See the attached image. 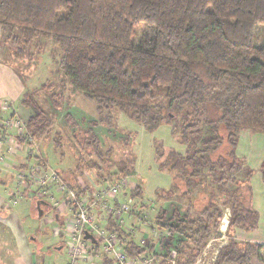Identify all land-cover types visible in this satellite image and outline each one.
Returning <instances> with one entry per match:
<instances>
[{"label":"trees","instance_id":"obj_1","mask_svg":"<svg viewBox=\"0 0 264 264\" xmlns=\"http://www.w3.org/2000/svg\"><path fill=\"white\" fill-rule=\"evenodd\" d=\"M258 25L264 26V0H0L1 28L18 33L9 55L14 61L5 56L2 61L18 70L15 59L24 58L35 39H53L64 76L95 103L98 122L111 123L106 111L115 108L153 132L182 112L183 133L201 122L216 133L215 140L205 143L211 147L192 145L186 156L169 150L166 157H174L167 163L171 173L185 161L186 176H172V181L190 209L199 213L190 218L188 206L184 215L174 211L166 218L162 211L155 216L151 227L159 231L164 258L174 253L176 264L195 263L197 250L218 230L224 208L231 211L230 237L237 229L253 231L258 225L250 179L228 174L242 168L234 150L240 130L264 133V36L260 46L253 42ZM208 104L217 111L214 121L208 118ZM4 110L0 103V131H5ZM43 128L39 113L26 124L37 152L34 136L41 135ZM15 138L19 149L28 145L24 135ZM96 141L88 144L94 146ZM22 155L18 169L40 156L31 160ZM259 171L264 184V160ZM208 177L219 185L218 191ZM228 183L235 187L228 189ZM190 188H199L200 194L195 196ZM140 195L141 188L134 186L131 198ZM109 225L128 256L147 255V247L119 224L110 220ZM174 235L180 238L172 245ZM189 242L196 251L185 258ZM253 260L264 264V245L231 238L218 249L213 264H252ZM103 264L112 262L104 257Z\"/></svg>","mask_w":264,"mask_h":264},{"label":"rangeland","instance_id":"obj_2","mask_svg":"<svg viewBox=\"0 0 264 264\" xmlns=\"http://www.w3.org/2000/svg\"><path fill=\"white\" fill-rule=\"evenodd\" d=\"M15 35H18L15 30L1 29L2 57L11 58L12 61L14 58L9 55L15 48L13 42ZM263 36L264 26L258 25L253 38L256 46L261 45ZM24 55L25 57L18 59L19 61L15 59L18 70L13 69L24 84V95L21 96L23 99H21L22 102L19 99L11 101L8 111L5 110L6 113L20 108L16 113L25 124L30 117L40 114L44 126L43 132L41 135L34 136L38 153L61 174L71 187H80V189L98 187L124 176L128 180L129 188L123 197L131 198L132 188L139 186L141 195L138 198H131L133 203L123 215L122 229L131 234L137 242L147 238L145 245L147 255L144 257L154 256L151 264H171L172 257L164 258L166 248L158 244V236H160L158 229L151 226H154L155 216L160 215L162 211L166 218L175 212L184 215L188 206L190 209V205L183 199L179 188L174 186V181H171L172 186L169 191H164L160 187L163 181L169 182L172 176L173 178L186 176L184 160L177 162L178 165L171 173L167 169L169 167L167 163L174 157L169 155L170 158L167 160L166 157L169 150L186 156L192 150V145L200 149L204 146L211 147L205 143L215 140L216 133L202 122L192 132L183 133L181 123L185 120V116L182 112L176 114L174 120L160 125L153 132H148L141 124L129 119L124 112L115 108L106 111L111 117V123L98 122L95 103L76 91L64 76L59 65L60 50L53 39H35ZM0 64L7 66L6 61L1 59ZM207 110L208 118L212 121L216 120V109L208 104ZM3 122L5 123L6 119ZM94 139H97L94 146L89 145L88 143ZM234 150L236 156L243 161L242 168L238 172L228 173L229 176L239 180L250 179L251 186L255 184L256 187L258 184L260 188L263 187L259 168L264 160V133L252 129L240 130ZM23 157L20 151L17 152L14 163L19 166ZM18 166H14L15 170ZM7 170L15 171L7 167L1 172ZM218 172L219 169L216 168V178L220 177L221 173ZM207 182L217 191L220 189L219 185L211 183L210 177L207 178ZM234 187V184L228 183V189L232 190ZM198 189L192 190L195 196L200 194ZM26 201L20 204L27 205L31 200ZM17 204L19 203H12V206ZM196 206L199 208L200 204L197 203ZM228 211L231 215V211ZM226 212L224 208L222 215ZM198 215V212L190 209V218ZM19 225L18 231L25 233L26 221L19 222ZM47 229L52 231L48 226ZM51 235L46 238L43 245L48 246L53 257L57 254L60 261L64 263L67 260L65 247L61 252L54 249V244L62 243V238ZM222 236L224 235L223 233L221 235L219 221L218 230L211 234L209 242L207 241L201 249L197 250L198 254L194 262L211 264L218 252V244ZM178 238L180 235L173 236L172 245L178 241ZM164 242L166 241L164 240L163 244ZM172 245L169 246L172 248ZM186 251L185 258H190L196 251L191 242ZM153 253L155 255H152ZM253 261L256 262V260Z\"/></svg>","mask_w":264,"mask_h":264},{"label":"built area","instance_id":"obj_3","mask_svg":"<svg viewBox=\"0 0 264 264\" xmlns=\"http://www.w3.org/2000/svg\"><path fill=\"white\" fill-rule=\"evenodd\" d=\"M2 107L7 109V103L3 102ZM4 129L0 131V172L11 167L19 151L31 159L39 155L25 122L18 114L14 113L6 119ZM19 135H24L25 143L28 144L22 149L18 148L15 138ZM13 178L19 189L17 196L12 199L13 204L24 198H36L47 201L52 209L63 215L60 225L53 230L62 238V246L66 249L65 264H103L104 257L110 259L112 264L152 263L153 257L128 256L118 233L109 227V221L113 220L122 228L123 215L133 203L130 197H123L129 188L126 177L79 192L39 156V160L34 159L27 168L15 170ZM85 233H89L95 242L85 239ZM146 243L147 238L140 240L142 246ZM171 257V264H176L174 253Z\"/></svg>","mask_w":264,"mask_h":264},{"label":"crops","instance_id":"obj_4","mask_svg":"<svg viewBox=\"0 0 264 264\" xmlns=\"http://www.w3.org/2000/svg\"><path fill=\"white\" fill-rule=\"evenodd\" d=\"M0 27V35H1ZM0 59L2 60V46L0 45ZM24 93V84L19 76H17L12 67L9 65L0 64V103L7 102L8 108L11 101L21 99ZM22 96V97H21ZM18 101V102H19ZM9 103V104H8ZM21 105V104H20ZM7 108V111H8ZM20 109V108H17ZM16 110H11L8 114L4 110L2 121L7 119ZM17 114V113H16ZM11 165L12 170L16 169ZM11 170V169H10ZM13 171L0 172V264H65L60 261L59 256L53 257L48 246L43 245L46 238L51 234L54 237L58 236L53 230L59 226L63 220V215L57 210H53L45 200H37L35 198H24L20 200L16 206H12V199L17 196L19 189L16 188L13 181ZM172 179L168 182H162L160 185L164 191L171 190ZM258 184L252 186L254 208L258 211L259 221L256 229L253 231L235 230L233 236L227 234L229 223V209L220 219V231L222 240L218 244L220 248L226 244L231 238L236 241L253 242L264 245V186L259 187ZM26 200H31L30 203L24 205ZM21 202H24L20 204ZM15 206V207H14ZM14 207V208H12ZM31 218V219H30ZM26 221V232H19V222ZM45 225V226H43ZM51 228V232L47 229ZM29 228V231H27ZM50 234V235H49ZM226 235V237H225ZM52 236V235H51ZM59 237V236H58ZM210 240H208L209 242ZM62 243L54 244V249L61 252ZM218 248V249H219ZM218 251V250H217ZM218 252L213 258V263ZM252 264H262L260 261H252Z\"/></svg>","mask_w":264,"mask_h":264},{"label":"water","instance_id":"obj_5","mask_svg":"<svg viewBox=\"0 0 264 264\" xmlns=\"http://www.w3.org/2000/svg\"><path fill=\"white\" fill-rule=\"evenodd\" d=\"M84 238L89 239L92 242H95V239L89 233H85Z\"/></svg>","mask_w":264,"mask_h":264}]
</instances>
